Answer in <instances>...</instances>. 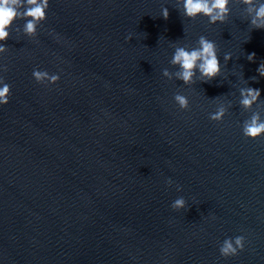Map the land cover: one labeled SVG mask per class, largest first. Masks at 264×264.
I'll use <instances>...</instances> for the list:
<instances>
[{
  "label": "water",
  "instance_id": "1",
  "mask_svg": "<svg viewBox=\"0 0 264 264\" xmlns=\"http://www.w3.org/2000/svg\"><path fill=\"white\" fill-rule=\"evenodd\" d=\"M230 7L210 24L185 17L180 0H50L36 36L15 21L0 55L11 84L0 105V264H264V136L241 130L251 111L264 116V28L241 0ZM200 35L216 42L221 74L188 85L163 76L178 67L174 46ZM34 68L60 80L38 83ZM248 86L261 89L259 107L240 105ZM219 106L227 114L211 120ZM178 196L183 209L171 207ZM236 235L245 248L222 256Z\"/></svg>",
  "mask_w": 264,
  "mask_h": 264
},
{
  "label": "clouds",
  "instance_id": "2",
  "mask_svg": "<svg viewBox=\"0 0 264 264\" xmlns=\"http://www.w3.org/2000/svg\"><path fill=\"white\" fill-rule=\"evenodd\" d=\"M232 0H180L183 15L195 19L198 16H206L210 24L223 23L231 13ZM250 15V23L256 28H264V0H241ZM50 0H0V55L8 51L4 43L10 36L17 19H23L22 30L25 35L34 37L43 21L47 19ZM161 15L167 18L169 11L167 7L161 9ZM131 39V35L126 37ZM231 52L223 53V61L231 58ZM255 53H249L248 59L252 60ZM170 63L178 66L175 72L164 68L163 76L168 79L175 77L188 85L194 82L195 78L201 81H211L222 72V63L218 53V47L214 40L205 35L198 37L196 46L186 47L176 44L171 55ZM257 72L264 76V63H261ZM32 76L38 83L55 84L60 80L59 72H49L46 69L34 68ZM11 96V84L3 75H0V105L9 103ZM174 100L181 109L189 108V98L181 92L174 93ZM261 89L248 86L240 89V105L245 109H252L254 105L259 107ZM227 114L225 106H219L209 113V118L214 121H221ZM241 130L244 136L255 139L264 136V116L261 111L253 110L251 114L242 121ZM168 183L172 184L171 178ZM180 186L177 185V190ZM187 201L183 196L175 198L171 207L183 209ZM246 237L236 235L226 237L219 245V252L224 257L238 255L245 248Z\"/></svg>",
  "mask_w": 264,
  "mask_h": 264
}]
</instances>
